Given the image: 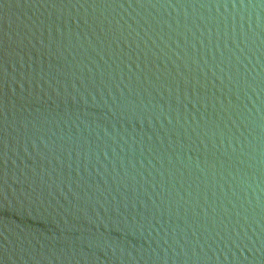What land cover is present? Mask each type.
<instances>
[{
  "label": "water",
  "instance_id": "water-1",
  "mask_svg": "<svg viewBox=\"0 0 264 264\" xmlns=\"http://www.w3.org/2000/svg\"><path fill=\"white\" fill-rule=\"evenodd\" d=\"M0 264H264V0H0Z\"/></svg>",
  "mask_w": 264,
  "mask_h": 264
}]
</instances>
